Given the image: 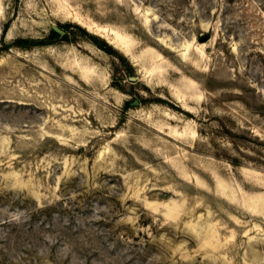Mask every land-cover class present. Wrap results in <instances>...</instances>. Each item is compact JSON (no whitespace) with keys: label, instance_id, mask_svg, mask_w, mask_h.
Wrapping results in <instances>:
<instances>
[{"label":"rangeland","instance_id":"rangeland-1","mask_svg":"<svg viewBox=\"0 0 264 264\" xmlns=\"http://www.w3.org/2000/svg\"><path fill=\"white\" fill-rule=\"evenodd\" d=\"M0 264H264V0H0Z\"/></svg>","mask_w":264,"mask_h":264},{"label":"bare ground","instance_id":"bare-ground-1","mask_svg":"<svg viewBox=\"0 0 264 264\" xmlns=\"http://www.w3.org/2000/svg\"><path fill=\"white\" fill-rule=\"evenodd\" d=\"M124 37V36H123ZM120 40H119V45H121V46H123L125 43V41H124V39H121V38H119ZM118 42V41H117ZM113 43H115V42H113ZM124 43V44H123ZM129 44V43H128ZM128 50V49H127Z\"/></svg>","mask_w":264,"mask_h":264},{"label":"water","instance_id":"water-1","mask_svg":"<svg viewBox=\"0 0 264 264\" xmlns=\"http://www.w3.org/2000/svg\"><path fill=\"white\" fill-rule=\"evenodd\" d=\"M207 38H203L202 41H205Z\"/></svg>","mask_w":264,"mask_h":264}]
</instances>
